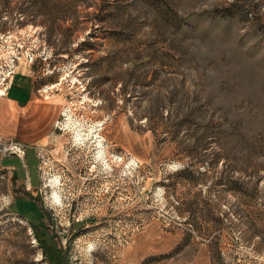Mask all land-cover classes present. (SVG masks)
I'll list each match as a JSON object with an SVG mask.
<instances>
[{
	"label": "rangeland",
	"instance_id": "374dc122",
	"mask_svg": "<svg viewBox=\"0 0 264 264\" xmlns=\"http://www.w3.org/2000/svg\"><path fill=\"white\" fill-rule=\"evenodd\" d=\"M6 32L50 111L0 264H264V0H0Z\"/></svg>",
	"mask_w": 264,
	"mask_h": 264
},
{
	"label": "crops",
	"instance_id": "0c3cea01",
	"mask_svg": "<svg viewBox=\"0 0 264 264\" xmlns=\"http://www.w3.org/2000/svg\"><path fill=\"white\" fill-rule=\"evenodd\" d=\"M34 81L35 79H32L25 72H19L13 81L8 95L3 98L0 97V120L2 121V124H0V135L18 140L20 142L18 143L23 144L25 147L26 154L27 149L34 147L28 142V138L35 137V140H37V137L41 135L39 132H42V130H39L38 125H33V116H38L36 113L39 110L41 113H48L50 111L46 104L37 102L35 97H33L31 93V91L33 92V88L31 86L34 85ZM34 110H37V112L32 114ZM41 118L43 117L41 116ZM28 124L33 125L34 132L31 134H28ZM30 129L32 130L31 126ZM14 157L16 156L12 158ZM16 158L18 162L15 164L8 162L11 158L0 160V170L9 171L11 174L14 173V175L19 174L18 179L19 177L21 178V174L24 172V179L27 182H32V171L27 167L28 160L26 157H24V161L18 157Z\"/></svg>",
	"mask_w": 264,
	"mask_h": 264
},
{
	"label": "built area",
	"instance_id": "2783aa9c",
	"mask_svg": "<svg viewBox=\"0 0 264 264\" xmlns=\"http://www.w3.org/2000/svg\"><path fill=\"white\" fill-rule=\"evenodd\" d=\"M13 42H15L14 34L10 32L0 34V97L2 98L8 95L15 77L19 73L22 61L25 59L33 60L32 54H26ZM2 151H11L14 155L20 157L22 161H24L26 155L25 147L16 144H12V147L7 149L3 148Z\"/></svg>",
	"mask_w": 264,
	"mask_h": 264
},
{
	"label": "bare ground",
	"instance_id": "6f19581e",
	"mask_svg": "<svg viewBox=\"0 0 264 264\" xmlns=\"http://www.w3.org/2000/svg\"><path fill=\"white\" fill-rule=\"evenodd\" d=\"M77 136H78V138H81L80 133H78ZM97 143H101V140L100 141H97ZM54 201L56 203H60V197L57 194L54 195Z\"/></svg>",
	"mask_w": 264,
	"mask_h": 264
}]
</instances>
